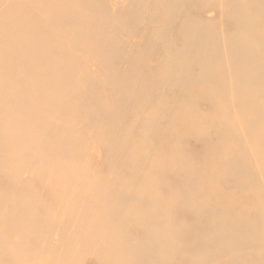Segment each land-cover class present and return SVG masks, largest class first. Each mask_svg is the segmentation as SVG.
<instances>
[{
    "label": "bare ground",
    "instance_id": "bare-ground-1",
    "mask_svg": "<svg viewBox=\"0 0 264 264\" xmlns=\"http://www.w3.org/2000/svg\"><path fill=\"white\" fill-rule=\"evenodd\" d=\"M137 1L141 7L127 17L133 21L150 12L158 28L144 36L148 53H126L124 45L109 54L113 39L101 37L95 52L114 81L107 103L95 79L80 73L83 63L68 57L76 45L90 48L72 39L54 41L62 30L103 28L104 18L92 17V0L0 2V145L10 150L0 155V173L8 179L0 186V216L8 214L0 226V258L18 257L14 251L28 240L45 243L59 226L56 214L63 213L78 228L62 252L70 254L82 235L99 264H166L170 258L183 264H264V0H194L222 5L224 33L217 20L175 19L192 0ZM124 25L120 19L117 26ZM152 53L165 55L162 65L148 66ZM122 60L125 69L118 67ZM193 100L210 105L199 110ZM55 108L63 122L43 142L38 137ZM98 114L103 124L94 122ZM248 114L255 116L252 129ZM80 121L85 130H76ZM89 130L110 141L120 176L91 177L79 149L72 152L78 160L68 159L67 147L79 148ZM199 137L207 142L205 152L196 154ZM37 143L46 148L35 151ZM35 152L40 165L32 175L48 180L43 189L53 198V210L31 189H16L19 171ZM228 172L247 186V195L223 187ZM168 177L184 181L182 193L163 185ZM84 178L94 180L80 190L76 185ZM71 197L75 201L68 202ZM181 208L196 221L187 244L181 240L189 222L174 214ZM211 210L218 212L213 218ZM132 229L140 232L133 246ZM84 253H77L76 264Z\"/></svg>",
    "mask_w": 264,
    "mask_h": 264
},
{
    "label": "rangeland",
    "instance_id": "rangeland-1",
    "mask_svg": "<svg viewBox=\"0 0 264 264\" xmlns=\"http://www.w3.org/2000/svg\"><path fill=\"white\" fill-rule=\"evenodd\" d=\"M1 1L4 0H0V2ZM92 1L95 4L96 8L94 10V13L92 14V17H103V28H96L95 30H92L90 32V30H88L85 26H79L77 29L74 28L72 31L70 30V32H67V30H62L61 34L57 35L56 37H54L55 39H53L55 42L58 43H64L72 39L80 44L85 43V45L90 48L88 51L85 50L83 45H76L69 51L70 54L68 57H71V59L76 62L83 63V68L81 69L80 73L84 75H90L95 79V83L99 90V96L101 95L100 99H104L106 92L107 96L105 98V101L107 103L111 101V99L109 98L108 91L113 86L114 81L112 77H110V75L108 74L107 67L102 65L100 56L97 53L98 50L97 52H95V50L98 48L97 44H99L101 37H108L110 39H113L109 54H118L119 52H121V47L124 45L126 53L130 51L132 53L134 50L135 52L137 50L139 52L142 51L144 53H148V50L143 47L144 36L147 32L154 33L155 30L158 28V24L151 19L150 12L140 13L138 15V18L133 21L131 20V18L127 17V13L130 10L136 11L139 7H141V5L139 4L140 2H138L137 0ZM194 3V0L190 1V4H188L181 12L175 15V19L182 20L184 17L194 16L198 21L202 22H214L217 20L216 22L219 23L220 30H223L224 21L221 12V4H219L216 8L214 6H202ZM120 19H124L125 22V27L121 29L117 26L120 22ZM79 23L82 25L86 24V22L81 19L79 20ZM164 58L165 55H163L162 53H152L148 57V66H160L163 64ZM227 62L225 61V63ZM118 67L120 69H125L126 63L122 60L118 63ZM160 79L164 80V77L161 76ZM235 96L236 94L233 95V98H235ZM65 97L67 99H70L72 97V93L67 90L65 92ZM192 103L199 110L205 109L207 106L209 107L210 105L208 101L204 102L193 100ZM248 118L251 123L252 129L255 121V116L254 114H248ZM63 119L64 117L62 110H60L59 108H55L50 117L51 123L48 127V130L45 132L44 135H40V137L38 138H41L43 142L48 138L50 139L52 137L50 131L54 128V125L62 123ZM104 119L105 118L101 114H98L95 116L94 122L100 125L103 124L102 122H104ZM96 123H92V126L97 125ZM75 128L76 130H85L86 123L84 121H80L78 124H76ZM86 134L87 135H85L84 140L85 143L80 145L79 148L73 145H69L67 147L68 153L66 156L68 157V159L78 160L79 158H76V155L74 154V156L72 152H75V150L79 149L78 152L81 155V160H79L81 161L80 164H82L89 170L91 177L106 179L112 176L111 174L120 176L123 172L120 164L118 162L112 161L113 155L111 153L110 141L106 139L100 140L98 137L95 136L94 131L89 130L86 132ZM206 142L207 141L205 138L199 137L196 140V144L194 145L195 147H192V151L194 150V153L196 154L205 152ZM42 146L43 145L41 143L35 144V151H40L46 148L45 146ZM123 146L124 142L118 141V147L122 148ZM9 153L10 150L7 145H0V155L5 156ZM24 154L25 153H23L22 156H24ZM36 154L37 152H35V154L33 153V155H31V157L27 161L26 168L19 171L17 180L20 184L18 185V187H16V189H18V191L20 190L21 192L24 191L26 188L31 189L34 195H36L40 198V200L46 203L47 208L53 210V198L49 194H47V192L43 189V185L47 184L48 180L45 178L39 179L32 175V172L37 169V167L40 165L39 157ZM192 164L194 165V163ZM88 178L80 179L79 183L75 185L79 186L80 190L83 189L84 185L89 186L92 180L94 179ZM235 178L237 179L238 183L236 187L234 180ZM7 183L8 179L0 173V186H6ZM163 185H165L166 187L174 188L178 193H182L184 189V181L175 177H168L163 179ZM223 187L229 190L235 189V194L239 196H245L249 193V189L247 188V186L245 184H242L238 180L237 176L230 172L226 174V181L223 184ZM11 195H13V193ZM126 196L127 200L129 201L128 203H130L133 197L132 193L127 192ZM66 200L68 202L75 201V199H72V197L66 198ZM78 205H80L79 201ZM198 208L200 209L201 207ZM76 210L77 211L75 212V215L79 213L78 208ZM211 213L213 214H211V218H213L215 217L214 215H216V213L218 212H214L211 210ZM174 214L175 217L178 218V220L186 221L187 219L189 222L188 225L184 226L186 237L184 238L183 242L181 240V243L187 244L186 241L188 242L191 240V237H189V239L187 237L193 232V229L196 227V221L194 217L189 215L186 210L182 208L176 210ZM7 215L8 214L5 211L1 214L0 226L3 220L8 217ZM209 215L210 214H206V218ZM80 219H83V217H80ZM55 221L59 226H56L51 229V231L45 238V243L42 242L40 244H35L28 240V243L24 246V248H22L18 252L14 251L15 253H18V257H2L0 258V264H76L75 257L80 251H85V253L80 256L81 259L79 260L78 264H99L97 255L95 254V251H93L92 244L89 243L87 239H84L82 235L78 236L77 239L74 240V242L72 243L74 249H71L70 254L62 252L67 245V242L65 240L66 237L74 235L78 227H76V223L74 222L76 221L75 218L70 220L63 213L56 214ZM130 232V245L133 246L135 243L138 242L140 232L139 229H132ZM63 234L65 236H62ZM87 249H89V251ZM131 253L136 254L137 252L132 251ZM166 264H183V262L179 258H170L166 262Z\"/></svg>",
    "mask_w": 264,
    "mask_h": 264
}]
</instances>
